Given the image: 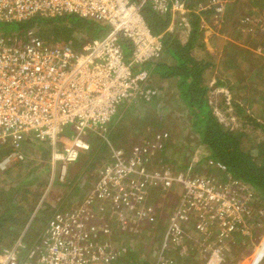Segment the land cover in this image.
<instances>
[{
    "label": "built area",
    "instance_id": "obj_1",
    "mask_svg": "<svg viewBox=\"0 0 264 264\" xmlns=\"http://www.w3.org/2000/svg\"><path fill=\"white\" fill-rule=\"evenodd\" d=\"M195 2L192 7L186 0H0V22L4 24L74 15L108 28L105 36L82 43L79 49L45 42L33 32L22 38L0 37V144L13 148L0 162V169L23 161L24 143L33 136L51 145L52 167L65 182L69 167L89 154L91 136L103 137L109 144L105 133L117 107L137 98L140 82L148 77L141 68L161 57L163 39L178 31L176 23L183 24L187 17L209 10L219 16L224 13L222 0H206L205 5ZM147 4L158 14L170 16L163 33L153 34L147 26L142 12ZM126 43L133 52L128 59ZM149 94L155 92L149 90ZM109 147L110 163L101 170L91 193L74 210L55 214L36 239L21 235L5 246L0 251V264H116L125 249L115 244L113 231L98 218L99 209L105 212L109 203L112 210L108 212L116 218L125 212L150 217L144 190L146 184L152 186L160 180L167 185L184 184L198 193L197 212L203 215L202 210L207 209L213 214L205 221L198 219L199 230L209 234L216 225L218 237L223 239L233 238L236 232L251 236L255 215L263 211L255 213L247 208L252 200L250 190L245 189L248 195L244 198L226 196L222 203L219 193L211 195L214 192L203 181L154 175L149 168L154 153L150 146H135L128 152ZM215 165L228 174L225 167ZM113 189L118 192L108 199ZM202 190L206 195L200 194ZM223 190L226 195V188ZM190 197V192L183 194L164 246L177 241V224L187 219L184 215ZM141 204L145 212L140 210Z\"/></svg>",
    "mask_w": 264,
    "mask_h": 264
},
{
    "label": "rangeland",
    "instance_id": "obj_2",
    "mask_svg": "<svg viewBox=\"0 0 264 264\" xmlns=\"http://www.w3.org/2000/svg\"><path fill=\"white\" fill-rule=\"evenodd\" d=\"M197 1H201L200 4L202 5L206 4L204 2L206 0ZM222 1L225 2V16L224 13L219 16L211 10L200 14L204 15L209 12L205 17L211 18V22L206 21V25L200 22L206 31L204 38V46H206L205 48L195 50L194 56L199 60L205 61L208 60V56H212L215 60V68L207 70L204 79L206 85L210 88L208 92L209 102L219 120L223 122L227 128L244 129L247 132H253V138L263 140V132L259 128H254L253 123L247 119L248 116H250L255 118L259 123H264V101L255 99L253 103L250 102L253 98H258L264 93V31H261V29H264V0L259 4H248L247 0ZM187 19H189V17H187L186 20ZM0 25H2L0 28V37L5 39L24 37V35L17 36L15 34L13 35V33L8 34L7 32H9V29L5 26L10 25V23L4 24L0 22ZM178 33H180L181 37L185 36V26L180 27ZM228 41L234 43V46L242 47L257 54L259 57L248 56L246 58L247 62H243L245 54H239L237 60L239 67L235 68V70L233 68L231 71L228 70L226 72L223 68L225 67V63L219 62V59L222 58L226 46L232 44ZM261 49L263 50L261 51ZM260 57H262V59ZM258 68L263 71V77L256 78L252 76V79L248 80L250 75L249 70ZM234 73H237V76H234L235 78L230 77ZM154 79H156L155 82L160 85L156 90L157 93L155 95L157 97L155 101L149 105L139 103L131 107L130 111L127 112L124 124L121 126L122 130H124L123 136L119 140V145L114 144L115 147L124 148V150L128 152L129 149L135 146H150V150L153 149V155L156 154L155 157L150 160L152 165L151 172L154 175H169L176 178L178 177L176 175L180 172L182 174L179 176L186 179L185 182L188 180L203 181L205 185L214 192V194L211 195H217L219 193L218 195L221 202L223 199H226V196L234 195L237 198H244L248 195L245 189L250 190L251 193L249 192V194L252 196V200L248 202L247 208L257 212L258 209H255L253 206V199L255 198L254 190H251L246 184L232 179L233 177L229 174L232 177L230 178L228 174H224L225 172L216 169V167L214 168L213 164L204 159L206 154L204 148L200 145V138L198 134H194L193 125L189 121L188 110L184 106V103L179 100L175 90L176 88H174L173 85H169L171 81L161 80L157 76H154ZM227 79L226 86L212 89V86L215 85L216 82L221 80L225 83ZM225 104H229L230 106L223 107ZM235 106L242 108L243 112L238 113ZM166 136L172 137V141L175 142L174 144H177V147L180 149L176 150L173 148L168 150L169 152L159 153L158 147H160L161 144L158 143ZM66 140L67 139H64V141ZM41 148L45 150L43 146ZM92 151L93 148H90L89 154H84L77 164L83 158L89 157ZM181 151H184L183 155L176 153ZM38 158L39 157H37V159ZM34 159L35 156L33 155L27 158L30 162H33ZM106 160L107 159H105L104 163L100 161L99 163L101 165L97 164L95 168L88 170L77 182H72V185L67 181L70 172H68L65 182L62 184L57 182V180H60V177L56 176L54 179L57 185H54L52 188H47V184L44 180L42 181L44 186L40 183V176H38L35 162L32 163V165L28 162L23 166L16 167L12 164L11 166H7V170L0 169V188L14 187L19 184L15 194V202L14 205H12V213L16 215L15 219L19 220V228L16 230V226H13L12 229H3L2 233H5L7 230H9L10 233L15 230L19 232L22 228L21 232L18 233V237L24 235L29 239H36L41 234L46 220H49L54 213L51 207L53 200L57 201L59 197L60 201V196L64 195L65 198L69 196L68 198L70 200L77 198V200L80 199L81 202L84 196L91 193L94 184L98 183L100 172L103 169L102 166L104 165L105 167L106 164L109 163L108 160L107 162ZM44 161H46V159ZM165 162H167L170 167H168ZM49 174L47 175L45 173L43 177L52 179V174ZM146 186L144 190L147 196L145 206L148 207L150 211L153 210L155 201H158L160 196H163L164 192L169 191L167 194H170V196L175 194L178 199L181 198L180 196H183V193L190 192V202L186 205V215H184L187 219L184 218L177 224L179 228L177 240L180 238V240H182V228L185 229L189 227L192 219H196L197 221L198 219H202L205 221L213 215L211 211L207 209L202 210L203 215H200L199 210L197 212L198 204L196 197L198 193L196 191H189L184 188V192L182 193V188L177 187L175 183L167 185L163 184L161 180L152 186L147 184ZM224 188H226V195H224ZM204 190H202L200 194L206 195ZM117 192L118 190L114 189L109 191L108 199L115 197ZM65 198L61 200H65ZM258 203L264 204V201L262 200ZM108 204L105 212L112 210ZM156 204L158 203L156 202ZM173 204L175 206L173 212L175 213L179 204ZM216 204H220V202ZM146 207L143 208V204H141L140 210L145 212ZM154 211L155 212H151L153 214L149 221L150 223H148V214L143 216L138 213L131 214L125 212L121 217L116 218L113 213H108L109 220L106 223L113 231V241L115 242V239L120 237V241H117L118 243L115 244L121 246V249H125L122 253L123 255L121 254V259L131 255L134 256L132 258L136 260L137 255L139 256L137 261H146L145 251H139V249H137L138 241L145 243L150 232L151 235L152 232H155V234L162 232L169 216L164 215L168 214L167 211H170V209L168 206H164L163 202L159 204L157 208L154 207ZM109 214H112L114 217ZM25 220L26 223L24 224ZM173 224L175 225V222H173ZM209 225L210 223L207 221L206 227H209ZM210 229L216 230L217 228L213 226ZM253 232H258V235L252 236ZM250 233V237H243L236 232L232 238L233 241L225 240L218 236L216 238L208 236L207 240L209 243L203 245L199 251V255L195 256L196 258H194V260L198 263L207 264L222 257L227 261L225 264H264V249L262 252L259 250V247L262 249L264 246V222H262V224H252L250 226ZM157 237L156 240H154L155 245L158 244ZM9 238L10 237L6 240H11ZM232 242L234 247L229 250L232 247ZM185 255V253L181 254V256Z\"/></svg>",
    "mask_w": 264,
    "mask_h": 264
},
{
    "label": "trees",
    "instance_id": "obj_3",
    "mask_svg": "<svg viewBox=\"0 0 264 264\" xmlns=\"http://www.w3.org/2000/svg\"><path fill=\"white\" fill-rule=\"evenodd\" d=\"M249 1L253 4H259L262 0H247V2ZM186 2L192 7L196 5L195 0H186ZM142 12L148 26L155 34L163 33L171 22L169 15L164 17L158 14L152 10L150 4H147ZM199 19V16L192 15L183 24L176 23L178 30L183 26L186 28L183 39L176 30L171 34L167 33L165 35L163 39L164 51L161 57L147 61L141 68V71L145 70L148 72V77L140 82L137 98L126 101L117 107L105 136L112 146H115L114 144L119 145V140L124 133L121 126L124 124L127 112L130 111L131 107L139 103L149 105L155 101L156 95H148L149 90L156 94V90L160 86L155 82L156 79H154V76H157L161 80L171 81L169 85H173L176 88L175 90L179 100L184 103V106L188 110L189 121L193 125L194 134H198L200 138V145L204 148L206 154L204 159L211 164L222 165L233 179L246 184L254 190L255 198L253 199V206L255 209H258L257 212L260 210L263 211L262 214L255 212L254 224H262L264 222V204L258 202L264 201V139L253 138V132H247L244 129L227 128L215 115L208 98L210 88L206 85L204 79L207 70L215 68V60L212 56H208V60L206 61L199 60L194 56L195 50L204 47V42L202 41L204 34ZM1 27L2 25H0ZM5 27L9 29L8 34L13 33V35L23 36L28 32H33L37 37L42 38L46 42L70 44L77 49L82 47V43L103 37L108 32L106 26L74 15L52 18L37 17L26 22L12 23ZM125 49L128 59L133 52L127 43ZM239 54H245L243 62H247L246 58L248 56L255 57L254 53L242 47L228 44L225 52H223L222 58L219 59V62L225 63V67L223 68L226 72L239 67L237 63ZM249 72L248 80L252 79V76L256 78L263 77V71L259 70V68L249 70ZM234 76H237V73L232 74L230 77L235 78ZM227 81L228 79L224 83L219 80L212 86V89L226 86ZM255 99L264 101V93L258 98H253L250 102L253 103ZM226 105L223 107L230 106L229 104V106ZM235 108L238 110V113L243 112L242 108L238 106H235ZM247 120L251 121L254 128H259L264 134V123L261 124L250 116H248ZM171 138L166 136L160 140L158 143L161 144L158 147L159 153L169 152L168 150L173 148L176 150L180 149L177 147V144H174L175 142ZM89 141L93 151L89 157L83 158L72 168L69 179H67L70 185H72V182H77L88 170L95 168L97 164H100V161L104 163L105 159H107L110 163V147L106 140L103 137L93 135ZM27 145H29L28 141L25 143V146ZM9 149L10 147L8 145L0 146V152L3 150L8 152ZM40 149L44 157L43 159H46L49 154L47 153V149ZM176 153L183 155L184 151ZM109 163L105 164L108 165ZM18 186L19 184L14 187L0 188V251L5 246L14 243L19 236L18 231L16 232L17 228H19V220H16V215L12 213V205L15 202V194ZM13 226H16L14 232L10 233L7 230L5 233H2L3 229H12ZM257 235L258 232L252 233V236ZM8 237L11 240L7 241L6 239ZM132 257L134 256H125L124 259H120L119 261H123V264H134V258ZM186 258L181 256L180 263L198 264L193 257Z\"/></svg>",
    "mask_w": 264,
    "mask_h": 264
},
{
    "label": "crops",
    "instance_id": "obj_4",
    "mask_svg": "<svg viewBox=\"0 0 264 264\" xmlns=\"http://www.w3.org/2000/svg\"><path fill=\"white\" fill-rule=\"evenodd\" d=\"M248 4H251V2L249 1ZM229 5V3H228ZM152 8V7H151ZM153 10V8H152ZM209 13V12H208ZM204 14V15H199V20L200 22L204 23L206 21L208 22H211V18H206L205 16L208 14ZM223 15V14H222ZM224 16H225V11H224ZM205 17V18H204ZM145 19V18H144ZM146 22V20H145ZM147 23V22H146ZM201 25V29L203 31V39L202 41L204 42V38H205V28L202 26V24L200 23ZM206 25V24H205ZM148 26V24H147ZM149 27V26H148ZM150 29V27H149ZM151 31V29H150ZM261 31H264V29H261ZM152 32V31H151ZM153 33V32H152ZM245 35H246V32L244 31ZM155 34V33H153ZM244 35V36H245ZM181 37V35H180ZM183 39V37H181ZM42 39V38H40ZM46 42V41H45ZM230 42V41H228ZM51 43H54V42H51ZM232 43V42H230ZM205 44V42H204ZM231 45H234V43H232ZM206 46V45H205ZM202 47V48H205ZM263 49H261L262 51ZM208 53V52H207ZM252 53V52H251ZM255 54V53H254ZM255 57H259L257 54H255ZM262 58V57H260ZM26 141H28L29 145L25 146V143ZM25 141L24 143V151H23V154L25 155V159L23 161H19V162H12L11 164H9L8 166H11L12 164H14V167L16 166H23L25 163H36V170L38 171V176H40V183L44 186L43 184V180L46 182L47 184V188L50 187L52 188L54 185H57V182L59 183H64V182H61L60 180H56L54 178H56L57 175V172L53 169L52 167V164H51V151H52V147L51 145L46 141V142H41L40 140L36 139L35 137L33 136H30L27 140ZM2 146V145H0ZM10 147L9 151H1L0 152V160L2 161L5 157H7L10 153H12L13 151V148L11 145H8ZM44 147L47 149V153L48 156L46 158V161L43 160V156H42V151H41V147ZM36 147V148H35ZM124 149V148H122ZM132 149V148H131ZM131 149H129L128 151H130ZM27 152V153H26ZM27 154V155H26ZM31 155L35 156V159L33 160V162H30L27 160V158H29ZM37 157H39L37 159ZM42 157V158H41ZM154 157V155L150 158V160ZM0 161V162H1ZM169 162V161H167ZM165 162V164L170 167V165ZM77 163L71 165L68 169V172H71L72 168L76 165ZM151 163L149 164V168H151ZM214 168L216 167L215 164H213ZM8 167H6L4 170H7ZM217 169V167H216ZM2 170V169H1ZM49 174L51 173L52 174V179H49L48 177H43L44 174ZM182 173L179 172V174H177L176 176H178L180 179H182L183 181H185L186 179H183L181 176ZM50 175V174H49ZM59 177V176H58ZM59 179V178H58ZM177 185V187H181L182 190L181 192L183 193L184 192V188L186 189V186L184 184H181V183H177L175 184ZM74 188V187H73ZM80 189V188H79ZM77 189V190H79ZM177 189V188H176ZM74 190V189H73ZM169 192V191H168ZM168 192H164L163 196H160V198L158 199V201H155V208H157L159 206V204L163 203L164 202V206H168V208L170 209V211H167L168 214L164 215V216H168V220L166 221V225L164 226V229L162 230V232H159L157 234H155V232H152V235H151V232L148 234L147 236V241L145 243H141L140 241H138V245H137V249H139V251H145V258L146 261L143 262V260H141L142 262H139L137 261V259L139 258V256L136 255V260H134V264H181L180 263V257H181V254L185 253L186 255L185 256H182L184 258H188V257H193L196 258L195 256L199 255V251L200 249L203 247V245H206L207 243H209V241L207 240L208 236H212L214 238H216L218 236V233H219V229H218V226L214 225L215 228H217L216 230H211L209 232V234H207L208 232H206V230H203L205 232H203L202 230H199L197 228L198 226V221L196 219H192L190 221V224H189V227L187 228H182V231H181V237H182V240H177L175 242H168V244L166 246H164V240H165V234H166V231L168 229V226L171 222V220L173 219L174 217V214H176V212L174 213L173 212V208L175 207L173 203H178L180 204L181 203V200H182V196H180L181 198L178 199V197L174 194L173 196H170V194H167ZM68 193V192H66ZM184 194V193H183ZM152 196V195H151ZM69 196H67L65 198L64 195H61L60 196V201H59V197L57 198V201H54L52 202L51 204V207L53 208L54 210V213L52 214V217L55 215V214H58V213H63V212H68V211H72L74 210L79 204H80V199L77 200V198H74L73 200H70L68 198ZM62 198H65V200H61ZM169 200V201H168ZM156 202L158 204H156ZM154 207H153V210L152 212H155L154 211ZM170 212V213H169ZM108 213L109 212H104L102 211L101 209H99L98 211V218H100L101 220H103L104 222H107L109 220V217H108ZM165 213V212H164ZM152 214L150 215V217L148 218V223H150L149 221L151 220L152 218ZM36 215V213H35ZM34 215V216H35ZM110 216L114 217L112 214H109ZM51 217V218H52ZM50 218V219H51ZM49 220H46L45 222V225H44V228L46 227V225L48 224V222L50 221ZM192 223V225H191ZM111 224V223H110ZM195 224H196V227H195ZM151 230V228H150ZM153 230V229H152ZM21 232V229L20 231ZM18 232V233H19ZM158 235V237H157ZM156 237H157V240H158V244L155 245L154 243V240H156ZM120 238V237H119ZM117 238L115 239L116 242L115 243H118L117 241H120V239ZM215 240V239H214ZM225 240H230V241H233L232 238H229V239H225ZM228 242V241H226ZM225 242V243H226ZM264 243V242H263ZM136 244V243H135ZM134 244V246H135ZM121 245V244H120ZM140 246V248H139ZM142 246V247H141ZM231 249H233V242L231 244ZM264 249V246L262 249H260L259 247V250L262 252ZM132 253V252H131ZM175 254V255H174ZM180 255V256H178ZM200 257V256H199ZM144 258V259H145ZM186 258V259H187ZM254 260V259H253ZM252 260V261H253ZM227 263L226 259L224 258H219V259H216L214 262H212L211 264H225ZM116 264H123V261H118L116 262ZM198 264H202V263H198Z\"/></svg>",
    "mask_w": 264,
    "mask_h": 264
}]
</instances>
